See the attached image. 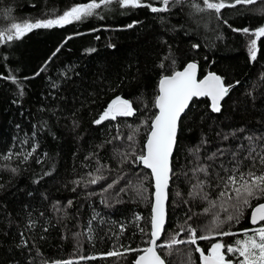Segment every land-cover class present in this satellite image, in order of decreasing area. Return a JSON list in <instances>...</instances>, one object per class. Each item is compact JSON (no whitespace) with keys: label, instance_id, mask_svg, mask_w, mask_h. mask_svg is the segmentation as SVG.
I'll list each match as a JSON object with an SVG mask.
<instances>
[{"label":"trees","instance_id":"16d2710c","mask_svg":"<svg viewBox=\"0 0 264 264\" xmlns=\"http://www.w3.org/2000/svg\"><path fill=\"white\" fill-rule=\"evenodd\" d=\"M85 2L0 0V29L54 18ZM192 2L180 0L167 12L152 13L113 0L98 15L0 44V264H133L138 253L105 254L122 251L121 245L147 247L154 181L135 156L143 154L157 114L159 80L190 61L199 63L200 77L214 71L233 87L220 112L212 111L209 98L194 99L181 120L162 241L186 221L200 234L213 219L203 211L208 202L189 195L192 169L208 166L207 177L197 175L207 181L209 199L219 200L214 177L225 175L221 165L231 169L233 153L240 159L251 146L257 152L264 147V38L253 61L252 37L236 31L264 27V0L219 14L195 13ZM117 96L132 102L135 115L95 124ZM250 167L247 159L240 165L241 171ZM97 175L104 179L89 183ZM250 212L245 209L240 222L224 230L250 228ZM238 238L222 239L230 245ZM212 242L199 244L206 250ZM160 251L168 264H200L189 244L174 247L171 255Z\"/></svg>","mask_w":264,"mask_h":264},{"label":"snow or ice","instance_id":"6c2138e0","mask_svg":"<svg viewBox=\"0 0 264 264\" xmlns=\"http://www.w3.org/2000/svg\"><path fill=\"white\" fill-rule=\"evenodd\" d=\"M116 2L125 8L147 7L152 13H160L169 11V5L179 3L180 0H157L158 6L150 2L144 3L142 0H116ZM257 2L258 0H227V2L226 0H199V2L193 0L191 7L195 13L214 12L219 14L226 7L253 5ZM111 3L113 0H89V2L72 6L54 18L36 20L35 22L25 20L22 23H11L10 27L0 29V44L22 39L24 35L34 29L64 27L67 24L98 15V9ZM132 26L129 25V27ZM236 31H242L252 37L248 51L251 60L255 61L259 50L257 42L264 38V27L255 30L244 28ZM194 47L198 48L199 45H194ZM58 51L59 49H57ZM89 51L95 50L90 49ZM45 70L46 65L40 69L41 72ZM9 78L17 83L14 76ZM231 87L233 86L226 85L224 79L213 72H209L202 79H199L196 62H190L183 70L164 75L159 80V94L155 98V107L158 109V113L152 119L143 154L135 156V152L132 153L136 160L151 170L154 177L155 200L150 220V239L147 241V247L133 249L130 246L121 245L122 251L114 248L105 254L107 257H121L130 253H138L133 264H168L166 258L161 254V249H167L168 254L171 255L174 247L189 244L194 246L195 251L199 253L200 264H264V202L253 204L254 200L264 199V147L261 148L260 152H257L256 147L251 146L247 156H241L240 159H237L236 154L233 153L232 160L235 161V164L231 169H223V165H221L225 175L221 176L216 173L214 177L216 187L221 189L218 194L219 200L209 199V194L204 191L207 181L201 180L197 175L202 173L207 177L208 166L197 165L194 167L192 173L195 183L192 184V191L189 195L207 201L208 207L204 208L203 211L205 214L211 213L213 219L200 230V234H198L197 228L187 224L186 221V226H182L180 232L172 235L167 242L161 239L165 234V206L168 199L169 182L172 177L171 159L177 142L180 118L188 109L193 98H209L212 111L220 112V102L229 93ZM133 115H135V109L132 102L117 96L94 123L101 124L108 120L115 121L118 117H131ZM128 139L132 140L133 137L129 136ZM246 139L252 145L253 138L249 136ZM241 147L243 148V145ZM32 151L34 152L35 148ZM31 154V152L26 154L24 159L27 160ZM3 158L10 160L12 154L9 153ZM208 159L211 160L213 157H208ZM244 159L249 161L251 167L247 168L246 171H241L240 165ZM257 163L261 166L259 170L256 169ZM12 171H16V169H12ZM99 171L98 168L97 172ZM101 179L104 177L97 175L89 183L96 184ZM111 187L113 184L107 186V188ZM248 208L251 209L250 228L241 229L239 232H233L230 228L224 230L225 224H238L241 216L244 215V210ZM214 209L215 211H213ZM221 213L225 214L223 218H221ZM137 219L142 218L137 217ZM187 219L191 220V216ZM141 231L143 232V229ZM184 233H187V239L180 238ZM223 237L241 238L235 239L233 244L225 245ZM200 241L214 242L205 250L200 246ZM80 259L86 258L80 257ZM87 259H95V257H88ZM55 264H72V262L56 261Z\"/></svg>","mask_w":264,"mask_h":264},{"label":"water","instance_id":"95a60500","mask_svg":"<svg viewBox=\"0 0 264 264\" xmlns=\"http://www.w3.org/2000/svg\"><path fill=\"white\" fill-rule=\"evenodd\" d=\"M190 62H196V61H190ZM190 62H188V63H190ZM187 63V64H188ZM197 63V65H198V78L199 79H202L203 77H200V65H199V63L198 62H196ZM186 64V65H187ZM185 65V66H186ZM184 66V67H185ZM183 67V68H184ZM183 68L182 69H180V70H177V71H181V70H183ZM210 72H213V73H215V74H217V75H219V76H221L220 74H218V73H216V72H214V71H210ZM209 73V72H208ZM207 75V74H206ZM222 77V76H221ZM223 78V77H222ZM225 82V81H224ZM226 84V83H225ZM230 91H231V89H230ZM230 91H229V93L224 97V99L220 102V106L222 105V102L228 97V95L230 94ZM205 98V97H204ZM194 99H203V98H193V100ZM193 100L190 102V104H189V107H190V105H191V103L193 102ZM210 100V99H209ZM210 106H211V101H210ZM189 107H188V109H189ZM188 109H186L185 110V112L182 114V116H181V118H180V121H179V128H178V133H177V142H176V145H175V148H174V151H173V154H172V159H171V166L173 165V157H174V154H175V151H176V147H177V143H178V135H179V129H180V123H181V120H182V118H183V116H184V114L187 112V110ZM157 113H158V109H157ZM144 168H146L144 165H142ZM147 170H149L150 172H151V170L150 169H148V168H146ZM153 177V176H152ZM153 181H154V177H153ZM171 181H172V177H171V180H170V182H169V188H168V199H167V201H166V223H165V229H166V225H167V222H168V206H169V199H170V186H171ZM154 193H155V187H154ZM154 200H155V196H154V194H153V203H152V208H153V205H154ZM264 202V201H263ZM153 214V213H152ZM162 239V238H161ZM159 243V242H158Z\"/></svg>","mask_w":264,"mask_h":264}]
</instances>
